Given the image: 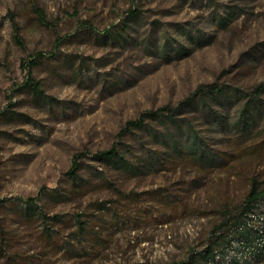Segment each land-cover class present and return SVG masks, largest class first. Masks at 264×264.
I'll return each mask as SVG.
<instances>
[{
  "label": "rangeland",
  "instance_id": "374dc122",
  "mask_svg": "<svg viewBox=\"0 0 264 264\" xmlns=\"http://www.w3.org/2000/svg\"><path fill=\"white\" fill-rule=\"evenodd\" d=\"M207 85L180 125L127 128ZM262 87L264 0H0V264H205L223 230L208 264H259L235 222L264 187Z\"/></svg>",
  "mask_w": 264,
  "mask_h": 264
},
{
  "label": "trees",
  "instance_id": "16d2710c",
  "mask_svg": "<svg viewBox=\"0 0 264 264\" xmlns=\"http://www.w3.org/2000/svg\"><path fill=\"white\" fill-rule=\"evenodd\" d=\"M37 12L39 14V17L41 19L46 18L45 11L41 7H37ZM135 11L133 10L131 14H134ZM44 53H40V56H43ZM36 62V59H31L30 61L22 64L24 68H31L34 63ZM31 78V77H30ZM28 83L32 85L37 91H42L39 83H36L32 80H28ZM207 87V90L205 89ZM264 90V87L261 88V92ZM199 92H205L211 95V98L219 99L220 97H223L226 94V89L223 86L218 85H207L202 86L200 89H198V92H196L194 95L189 96L185 100H183L179 105L173 106V105H165L164 107H161L156 110H150L145 113H143L139 118L129 120L127 123V128L129 129H135V128H143L146 125V119H159L162 117L169 118L172 120L173 123L181 124L180 121H176L177 115L184 113L186 106L195 104L197 100L195 99L196 94ZM199 102V101H198ZM246 112L254 111L245 110ZM257 109L254 111L256 112ZM253 112V113H254ZM251 113V114H253ZM119 153V149L115 146H113L110 149L100 151L96 153L97 157L106 158V159H115ZM81 169V163L79 161H75L71 170V174L73 177H77L79 175V171ZM264 200V187L261 186V184L254 180L251 186V189L245 199V201L242 204L241 207V214H239L236 218L235 224L238 227V231L241 230V234L239 236V244L249 245L251 246L250 254L252 255L251 261L257 262L259 264H264V227L263 229H254L250 228L247 219L251 217L252 213H255L257 209L259 208L260 203ZM243 221L245 222H242ZM228 221V220H227ZM223 226V225H222ZM222 226L217 227L218 231H222ZM224 231V230H223ZM221 232L220 234L214 235V237L211 239L210 243L207 245V247L204 250L206 261L205 264H208L209 261H214L216 257L218 256L219 248L224 247L225 245L229 244L228 241L224 242L223 238H225L224 232ZM215 234V233H214ZM246 234V236H244ZM260 239V241H258ZM232 243V242H231ZM197 255H192L191 257L187 259H183L181 261H178L174 264H199L197 260Z\"/></svg>",
  "mask_w": 264,
  "mask_h": 264
}]
</instances>
